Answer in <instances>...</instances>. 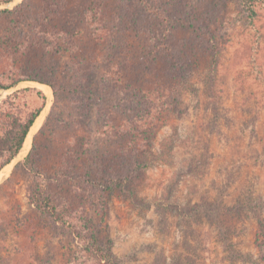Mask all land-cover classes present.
<instances>
[{
  "label": "rangeland",
  "instance_id": "obj_1",
  "mask_svg": "<svg viewBox=\"0 0 264 264\" xmlns=\"http://www.w3.org/2000/svg\"><path fill=\"white\" fill-rule=\"evenodd\" d=\"M19 80L0 164L40 102L12 94L58 97L0 178V264H264V0H0Z\"/></svg>",
  "mask_w": 264,
  "mask_h": 264
},
{
  "label": "trees",
  "instance_id": "obj_2",
  "mask_svg": "<svg viewBox=\"0 0 264 264\" xmlns=\"http://www.w3.org/2000/svg\"><path fill=\"white\" fill-rule=\"evenodd\" d=\"M6 2L12 1V0H3ZM147 8L154 11L158 15L164 16L162 12H158L157 9H155L152 6L147 5ZM23 80H19L18 82H13L11 84H8L7 86H4V84H0V88L2 89H10L17 85L19 82ZM51 87L53 88V93L55 96V99L58 97V91L54 85L51 84ZM28 92L31 91L32 93H35L37 98L39 99L40 102L37 103V105L28 108V112L25 114L24 118L21 120L15 119L13 122H11V128L8 133V136L6 137L4 141V151H6L8 154L3 161V163L0 164V170L7 164H9L20 152V150L23 147V144L26 140V137L34 124L36 118L39 116L41 111L44 109L46 106V101H47V96L46 94L39 88L36 87H26L20 90L15 91L12 96L17 97L18 94L21 92ZM56 104L53 107V111H56ZM53 113H50V116L52 117ZM46 122V121H45ZM41 128V127H40ZM40 130V129H39ZM36 135V134H35ZM34 135V136H35ZM36 148V143L33 145L32 151ZM31 152L26 156L25 161L26 163L31 167V169H34V161L31 159ZM42 190H39L38 196L35 194L33 196L32 200L37 204V207L41 210H45L48 213H50L51 216L55 217L58 220H63L64 217L62 215H59L56 211V206L50 204V199L47 198L43 193ZM45 196V197H44ZM264 227V225H263Z\"/></svg>",
  "mask_w": 264,
  "mask_h": 264
},
{
  "label": "bare ground",
  "instance_id": "obj_3",
  "mask_svg": "<svg viewBox=\"0 0 264 264\" xmlns=\"http://www.w3.org/2000/svg\"><path fill=\"white\" fill-rule=\"evenodd\" d=\"M41 87L45 90L46 94L48 95V102L46 104V106L44 107V109L41 111V113L39 114V116L36 118L34 124L32 125L26 140L23 144L22 149L20 150V152L18 153V155L15 157V159H18L19 157H23L29 150L32 144V138L34 137L35 133L39 130V128L41 127V125L43 124L46 115L49 111V106L52 100V90L49 86L45 85H41ZM9 165H7L6 167H4L1 172H0V178L5 177L6 175V169Z\"/></svg>",
  "mask_w": 264,
  "mask_h": 264
}]
</instances>
